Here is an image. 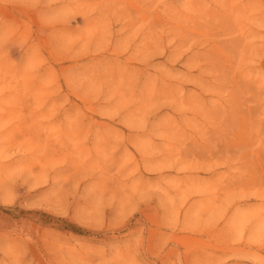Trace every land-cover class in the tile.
Listing matches in <instances>:
<instances>
[{
	"label": "rangeland",
	"instance_id": "rangeland-1",
	"mask_svg": "<svg viewBox=\"0 0 264 264\" xmlns=\"http://www.w3.org/2000/svg\"><path fill=\"white\" fill-rule=\"evenodd\" d=\"M0 264H264V0H0Z\"/></svg>",
	"mask_w": 264,
	"mask_h": 264
}]
</instances>
